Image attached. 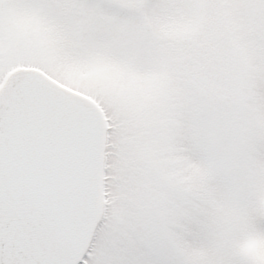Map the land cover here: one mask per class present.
Segmentation results:
<instances>
[{
    "label": "snow or ice",
    "instance_id": "obj_1",
    "mask_svg": "<svg viewBox=\"0 0 264 264\" xmlns=\"http://www.w3.org/2000/svg\"><path fill=\"white\" fill-rule=\"evenodd\" d=\"M0 264H264V0H0Z\"/></svg>",
    "mask_w": 264,
    "mask_h": 264
}]
</instances>
